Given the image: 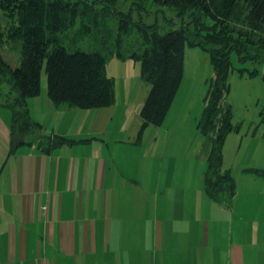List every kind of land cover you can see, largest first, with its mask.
<instances>
[{
    "label": "crops",
    "instance_id": "crops-1",
    "mask_svg": "<svg viewBox=\"0 0 264 264\" xmlns=\"http://www.w3.org/2000/svg\"><path fill=\"white\" fill-rule=\"evenodd\" d=\"M26 103L41 130L13 154L0 105V264H264V203L253 212L238 190L226 206L189 180L177 193L116 100L82 109L41 88ZM42 135L90 140L46 153Z\"/></svg>",
    "mask_w": 264,
    "mask_h": 264
},
{
    "label": "trees",
    "instance_id": "trees-1",
    "mask_svg": "<svg viewBox=\"0 0 264 264\" xmlns=\"http://www.w3.org/2000/svg\"><path fill=\"white\" fill-rule=\"evenodd\" d=\"M142 2L173 8L180 26L161 33L156 24L135 21L132 8L117 10L115 0H0V48L15 41L20 54L15 66L0 54V105L12 114L9 154L31 145L28 136L41 130L30 117L26 101L40 92L43 66L47 95L53 103L91 109L115 102L114 79L106 72L108 60L115 56L139 61L140 77L150 85L139 111V140L147 126L160 125L164 119L181 80L185 46H199L209 54L213 70L197 121V128L210 140L203 186L209 198L228 206L236 194L221 157L223 141L233 129L227 101V74L233 68L230 56L235 52L239 63H250V69L239 67V72L257 74L259 62L264 60V0H135L136 5ZM106 18L117 21L113 44L106 40L112 35L104 24ZM93 29L99 36L96 50H83L68 38L72 30L84 36ZM132 30L140 37V48L126 53L121 50L124 36ZM114 44L118 49H111ZM89 140L42 135L36 144L49 153Z\"/></svg>",
    "mask_w": 264,
    "mask_h": 264
},
{
    "label": "rangeland",
    "instance_id": "rangeland-1",
    "mask_svg": "<svg viewBox=\"0 0 264 264\" xmlns=\"http://www.w3.org/2000/svg\"><path fill=\"white\" fill-rule=\"evenodd\" d=\"M88 1L92 3L99 0ZM138 6L147 9L135 8ZM114 7L123 12L132 8L135 21L141 19L146 24H156L161 33L180 26L181 20L176 18L175 10L171 7H158L151 2L136 5L135 0H115ZM104 24L112 29V35L106 39L107 43H115L116 19L106 18ZM76 31L72 30L68 38L83 50L99 48L96 29L84 36L77 35ZM139 40V35L132 30L124 36L121 50L126 53L138 50ZM111 47L113 50L118 49L115 44ZM0 54L15 66L20 55L19 44L11 40L5 42L0 48ZM230 59L233 68L227 74V101L232 108L233 129L222 144V168L229 170L244 206L250 202V210L256 212L262 210L259 204L264 203V60L259 62L257 74L249 76L247 71H238L239 67L250 69L249 62L239 63L235 52L231 53ZM106 72L114 79L115 100L123 107V114L129 117L132 125L138 124V133L139 111L150 88L140 77L139 61L113 56L107 62ZM212 76L209 54L199 46L186 45L181 80L164 119L160 125L147 126L142 134L145 146L148 144L150 149L154 148L159 153L158 164L161 165L162 176L168 167L174 169L177 184L180 185L176 189L177 193L183 192L185 181L189 180L192 189L205 194L203 177L210 140L197 128V121L204 107L207 80ZM41 88L46 92L44 66L41 70ZM240 210L248 213L239 207Z\"/></svg>",
    "mask_w": 264,
    "mask_h": 264
}]
</instances>
